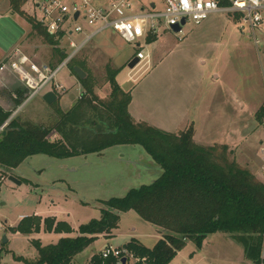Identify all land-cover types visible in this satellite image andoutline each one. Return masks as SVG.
Here are the masks:
<instances>
[{
  "label": "rangeland",
  "instance_id": "374dc122",
  "mask_svg": "<svg viewBox=\"0 0 264 264\" xmlns=\"http://www.w3.org/2000/svg\"><path fill=\"white\" fill-rule=\"evenodd\" d=\"M150 1L155 3L156 10L164 8L163 0ZM32 3L28 0L26 5L30 13L34 12ZM6 7L9 8V1L0 0V10ZM37 16H40L38 11ZM7 18L12 24L13 18L9 15ZM157 29L155 39L143 47L146 59L132 69L127 67V61L137 48L109 28L95 34L77 52L75 57L87 59L85 76L88 73L93 77L96 93L104 97L110 90L106 82V63L125 65L117 75L122 89L130 91L135 86L138 89L152 88L154 93L147 97L151 104L161 99L159 90H166L164 93L175 103L178 95L182 102L187 93L197 89L194 103L186 99L197 117V141L237 143L243 151L240 163L252 170L259 169L255 142L261 128L255 112L264 102V39L260 38L261 42L255 44L248 33H241L229 14L220 13L199 24L188 21L180 33L165 29L162 24ZM83 38L84 34L71 36L76 43ZM36 39L41 45H25L26 54L31 57L27 50L35 46L38 53L31 60L54 68L57 65L54 48L42 43L40 38ZM58 48L66 52L71 50L66 36L59 39ZM199 79L198 86L194 85ZM55 81L65 87L59 105L68 109L81 92L79 80L70 65L65 64L58 70ZM42 92L28 100L22 98L21 104L11 111L9 117L17 112L15 118L19 122L48 124L56 117L57 105L46 104ZM130 93L132 96V90ZM159 122L151 120L148 124L164 129L162 127L165 126H159ZM243 137H247L246 140ZM151 166L160 169L141 146L120 144L101 152L63 159L44 154L31 155L10 169L8 175L1 177L0 171V264L35 262L38 253L33 240L48 245L61 237L75 236L81 224L100 217L103 200L122 197L129 189L149 184L153 177L157 178L160 174L157 176L156 169ZM9 175L21 179V184L9 180ZM33 215L41 218L37 231L28 234L14 231L22 219ZM119 216L117 227L110 235H97L89 246L73 257L70 264L85 263L106 243L119 246L134 239L152 248L161 237L156 228L135 211L120 212ZM45 218L65 222L71 230L47 231ZM169 264L255 263L247 257L242 244L226 233L216 232L207 235L200 246L187 241Z\"/></svg>",
  "mask_w": 264,
  "mask_h": 264
},
{
  "label": "trees",
  "instance_id": "16d2710c",
  "mask_svg": "<svg viewBox=\"0 0 264 264\" xmlns=\"http://www.w3.org/2000/svg\"><path fill=\"white\" fill-rule=\"evenodd\" d=\"M8 1L9 9L30 25L29 37L51 45L57 55L55 62L60 64L66 57L63 49L58 48L63 32L50 34L25 9L28 0ZM154 39L151 34L147 42ZM75 56L67 62L82 88L74 104L63 111L53 101L51 104L57 105L56 117L48 124L19 122L14 117L0 131L1 177L31 155L63 159L120 144L141 146L161 173L151 183L131 188L122 197L103 200L100 217L81 224L75 236L61 237L48 245L33 240L38 257L31 264H70L97 235H110L117 227L119 213L129 210L152 224L161 235L152 248L134 239L127 242L128 248L147 256L153 264H169L187 241L200 246L207 235L216 232L226 233L242 244L255 264H264V180L237 162L233 150L226 145L196 143L192 125L174 133L135 121L128 110L131 93L116 81L120 68L105 64L110 90L101 97L95 91L92 76H77L74 67L86 72L87 59ZM21 101L20 98L16 103ZM10 114V110L0 106V126ZM255 119L258 123L263 121L264 102L256 110ZM40 222L36 215L24 218L14 231H37ZM44 225L47 231L71 230L65 222L53 218H45Z\"/></svg>",
  "mask_w": 264,
  "mask_h": 264
},
{
  "label": "built area",
  "instance_id": "2783aa9c",
  "mask_svg": "<svg viewBox=\"0 0 264 264\" xmlns=\"http://www.w3.org/2000/svg\"><path fill=\"white\" fill-rule=\"evenodd\" d=\"M163 3L164 8L156 10L155 3L150 0L145 3L142 0H33L34 17L50 34L63 32V36L68 37L71 50L60 64L52 68L32 61L22 50L15 48L7 62L0 65V70L8 68L23 78L28 88V100L47 88L57 94L63 93L65 87L55 81L58 70L104 29L114 30L125 42L136 47L134 56L138 62L146 59L143 47L147 37L158 32L159 25L173 30L172 27L180 24L182 19L184 24L188 21L199 24L213 14H229L237 22L241 33H248L255 44L261 42L260 38L264 39V0H163ZM73 34L85 35L82 41L76 43L70 38ZM9 119L0 126V131ZM260 127L262 137L258 154L264 173V119ZM123 245L106 243L83 264H153L147 256H140L128 248L127 243Z\"/></svg>",
  "mask_w": 264,
  "mask_h": 264
},
{
  "label": "crops",
  "instance_id": "0c3cea01",
  "mask_svg": "<svg viewBox=\"0 0 264 264\" xmlns=\"http://www.w3.org/2000/svg\"><path fill=\"white\" fill-rule=\"evenodd\" d=\"M26 5H25V9L27 10ZM32 6H33V3H32ZM33 9H34V7H33ZM30 14H33V13H30ZM8 15L13 18L12 24H10L7 21ZM216 15L217 14H213L212 16H216ZM10 30H11V33H10ZM88 30L89 29H87L86 32H88ZM29 32H30V25L27 23V21L23 17H21L17 13L12 12L7 7L4 8L3 10H0V65L7 62V60L11 56L12 51L15 48H19L20 50H22V52L24 54H26V46L25 45H27V46L30 44H33L35 46L41 45V43L36 38L34 39V38L29 37V35H28ZM155 37H156V34H155ZM67 39H68V37H67ZM35 46L33 49L27 50V51H30L29 54L31 57L35 56L38 53L37 49H36L37 47L35 48ZM62 52L68 53V52H66V50H63ZM31 57H29V58L31 59ZM131 58H129V60ZM129 60L127 61V63L129 62ZM123 66H125V65L122 63L121 65L118 64V66H116V67H119L121 70L123 68ZM117 75H116V81H117ZM214 78L216 79V77H214ZM200 81H201V79H199L198 82L194 85L198 86ZM81 90H82V88H81ZM131 90H132V96H131V101L128 105V110H129L130 115L132 116V118L135 121H144L146 123H150L151 120H155V121L158 120V121H160L159 126H165V127H162V128H164L162 130L174 132V133L182 131L180 128H182L184 130L189 125H192L193 129H194L193 138H194L196 143H198L200 145H226L230 150H233L234 157L237 160V162L239 159H240L239 163L242 162L241 161L242 156H243L242 147H238L237 143H231L228 141H223L224 143H222L221 141H219V142L197 141L196 129H195L197 117L195 118V114H193L191 111L192 105H190L189 102L186 103V99H189V101H191V102L193 101V103L195 102V99L197 98V95H198L196 93L197 89L193 90V92L187 93L186 99L185 100L183 99L182 102L180 101L181 96L178 95L176 97L175 103H174V100L171 99V96L169 97L168 94L164 93L166 90H164V91L159 90V96L161 95V99L159 100V102L153 101V104H151L152 103L151 99L148 101V98H147L148 96H152V93H154V90H152V88L151 89H145V88H143V89L139 88L138 89L137 86H135ZM47 91H50V89L47 88L46 90H44L42 92V94H44ZM126 91H128V90H126ZM27 92H28V88L26 87L23 78L17 72L11 71L8 68H4L3 70H0V106L3 109L13 111L14 108H16V106L21 104V103H18V104L16 103V101L18 100V97L20 96L19 98H21V99L25 98ZM54 94L56 95V98L54 101H57L58 107L63 111L68 110L74 104V102L77 100V98L80 95L79 94L74 99L72 105L68 109H63L59 105V99L61 98L62 93L57 94L54 92ZM164 94L166 96H164ZM46 104H48V103H46ZM48 105H50V104H48ZM194 108H196V106ZM16 114H17V112H16ZM15 115L13 117H15ZM13 117H11L10 119H12ZM181 126H183V127H181ZM160 129H161V127H160ZM247 137H243V138L246 140ZM261 137H262V130H261L260 135H258V137L256 138V142H255L256 143V155L258 157V161L260 164L259 169L255 168L252 170L250 167L249 168L256 176H258L259 178L264 180V173L261 169V160H260V156L258 154L259 141H260ZM240 164L244 165L243 163H240ZM244 166H246V165H244ZM151 168L156 169L157 176H158V174L161 173V170L159 168H157V166H151ZM155 178L156 177H153V179H151V181H153ZM21 182H22V180H21Z\"/></svg>",
  "mask_w": 264,
  "mask_h": 264
},
{
  "label": "water",
  "instance_id": "95a60500",
  "mask_svg": "<svg viewBox=\"0 0 264 264\" xmlns=\"http://www.w3.org/2000/svg\"><path fill=\"white\" fill-rule=\"evenodd\" d=\"M77 16V13L75 14V17ZM185 23V21L182 19L181 20V23L180 24H175L172 29L174 32H178L180 29H181V25H183ZM138 58L136 56H133L129 62L127 63V66L129 68H133L134 66H136V64L138 63ZM74 71L76 72L77 76L82 79L85 77V72L83 70H81L79 67L75 66L74 67ZM42 98L43 100L48 103V104H51L55 98H56V95L54 94V92L52 91H47L45 92L43 95H42ZM9 119V118H8ZM8 179L11 180L12 182H14L15 184H21V180L12 176V175H9L8 176ZM125 247V245H123Z\"/></svg>",
  "mask_w": 264,
  "mask_h": 264
}]
</instances>
